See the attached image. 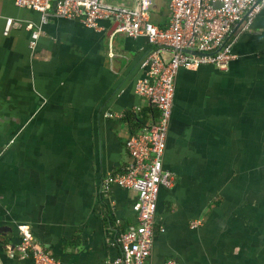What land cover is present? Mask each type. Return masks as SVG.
I'll list each match as a JSON object with an SVG mask.
<instances>
[{
  "label": "crops",
  "instance_id": "crops-1",
  "mask_svg": "<svg viewBox=\"0 0 264 264\" xmlns=\"http://www.w3.org/2000/svg\"><path fill=\"white\" fill-rule=\"evenodd\" d=\"M40 20L0 0V264H36L22 224L62 264H117L138 193L105 178L127 168V112L148 106L135 85L150 44L51 16L32 50ZM244 27L228 69L178 73L164 158L176 182L160 189L146 264H264V5Z\"/></svg>",
  "mask_w": 264,
  "mask_h": 264
},
{
  "label": "built area",
  "instance_id": "built-area-1",
  "mask_svg": "<svg viewBox=\"0 0 264 264\" xmlns=\"http://www.w3.org/2000/svg\"><path fill=\"white\" fill-rule=\"evenodd\" d=\"M170 18L166 27L154 19L155 0H16L18 6L37 10L39 23L29 22L31 48L35 50L51 16L78 20L84 26L104 30L110 21L111 39L119 33L145 37L150 48L140 64L136 93L149 106L157 109V119L132 133L126 148L130 159L125 171L109 173L106 186L119 185L138 193L133 204L137 223L120 232L116 241L121 249L117 264H146L151 257L156 237V212L161 187H173L175 174L164 167L167 139L176 95V79L182 68L202 64L228 69L236 58L232 37L234 27L245 21V29L262 10L264 0H165ZM15 19L8 18L7 31ZM142 105L134 106L140 112ZM112 116V114H109ZM200 224V221L193 226ZM19 250L36 264H62L39 243L28 225L19 226ZM168 264H184L169 260Z\"/></svg>",
  "mask_w": 264,
  "mask_h": 264
},
{
  "label": "trees",
  "instance_id": "trees-1",
  "mask_svg": "<svg viewBox=\"0 0 264 264\" xmlns=\"http://www.w3.org/2000/svg\"><path fill=\"white\" fill-rule=\"evenodd\" d=\"M154 16V15H153ZM154 21L162 27H166L168 19L162 13L153 17ZM158 111L152 106H143L140 112H134L133 110L127 112L126 120L128 121L133 133L140 131L150 121L157 119Z\"/></svg>",
  "mask_w": 264,
  "mask_h": 264
},
{
  "label": "water",
  "instance_id": "water-1",
  "mask_svg": "<svg viewBox=\"0 0 264 264\" xmlns=\"http://www.w3.org/2000/svg\"><path fill=\"white\" fill-rule=\"evenodd\" d=\"M262 2V0H258V3H261Z\"/></svg>",
  "mask_w": 264,
  "mask_h": 264
}]
</instances>
